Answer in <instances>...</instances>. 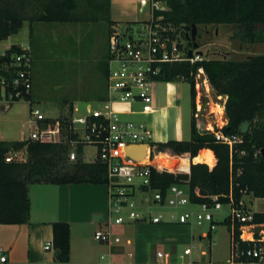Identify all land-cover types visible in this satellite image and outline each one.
<instances>
[{"label": "trees", "instance_id": "16d2710c", "mask_svg": "<svg viewBox=\"0 0 264 264\" xmlns=\"http://www.w3.org/2000/svg\"><path fill=\"white\" fill-rule=\"evenodd\" d=\"M167 3L170 9L165 13L166 18L175 26L234 24L237 26L235 35L242 41L264 42V0H167ZM109 16L110 0H0V42L18 33L25 21L30 24L95 22L107 21ZM21 50L20 46L13 45L0 53V67L6 69L12 55ZM199 67L204 68L216 95L227 96L228 124L223 131L239 134L242 141L231 154L228 145L218 142L213 134L200 133L193 119L190 139L154 143L159 150H169L177 158L168 162L177 168L174 171L152 168L151 187L166 193L173 184L186 185L191 200L196 203L214 195L226 202L223 195L231 191L239 200L243 189H248L255 198L264 199V54L243 60L206 58L194 64L189 61L167 63L162 80L190 82L195 99L194 74ZM244 122H250L246 133L241 132ZM24 147L28 152L26 162L6 161L9 152ZM204 149L214 152L215 161L202 160ZM69 150L66 143L0 140V224L29 220V186L32 184L108 183L103 162L86 161L82 146L77 160L70 161ZM195 189L199 190V196L195 195ZM254 222L264 224V210L255 212ZM240 234L237 223L231 244L239 242L240 252L260 247L259 242L240 241ZM53 246L56 262L67 263L71 251L68 222L53 223ZM236 261L237 264H264L243 255Z\"/></svg>", "mask_w": 264, "mask_h": 264}, {"label": "built area", "instance_id": "2783aa9c", "mask_svg": "<svg viewBox=\"0 0 264 264\" xmlns=\"http://www.w3.org/2000/svg\"><path fill=\"white\" fill-rule=\"evenodd\" d=\"M142 1V0H138ZM151 16L146 21L137 22L135 29L131 24L125 26L112 24L108 37L107 58V97L100 106L90 109L87 113L60 117L47 116L40 104L34 102L30 95L32 91V52L29 48H21L20 52L12 55L11 62L4 69L0 67V102L11 105L25 101L30 106L29 118L26 125L29 129L28 139L41 142L66 143L70 150L68 159L78 158V149L94 147V158L88 155L90 162L100 160L107 167L108 185L110 189V214L114 223L124 222L123 211L128 210L127 218L132 221L144 220L146 216L136 209L137 190L142 194V201L156 204L160 208H170L168 216L164 213L152 215L151 221L179 222L199 224L208 221L210 231L216 230L214 211L224 206L230 208L229 220L231 234L237 223L241 234L239 240L259 242V248L239 251V242L231 244V257L225 264H237L241 255L264 261V224L254 222L252 208L254 195L248 189L241 190L242 196L236 199L231 191L226 202L220 196H210L209 200L193 202L189 189L183 185L173 184L166 193L151 187L152 168L174 171L177 167L168 164L169 160H177L169 150H159L154 143L153 132L144 118L133 119L130 115L148 116L156 111L154 87L162 80L163 68L167 63L189 61L194 64L208 58L200 47L195 48L186 35L184 26H175L166 18L170 7L167 0H150ZM185 42H188L186 44ZM192 50V55L189 51ZM5 70V72L3 71ZM195 104L193 119L200 133H211L218 142L228 145L232 154L235 146L242 141L239 134H228L223 128L228 124L225 104L227 96L217 95L224 102H216L211 110L212 119L206 118L204 98L214 93L213 87L203 67L194 74ZM222 107V112L216 110ZM147 146L148 160L132 158L125 148L132 146ZM145 158V157H144ZM87 159V156H86ZM28 152L26 147L12 150L6 156L7 162H26ZM139 180L136 182V180ZM199 196V190L195 189ZM249 196L250 200L246 197ZM197 207V210L189 207ZM176 213L174 209H185ZM260 229V232H257ZM110 231H98L96 239L109 241ZM234 238V237H233ZM232 240V239H231ZM234 240V239H233ZM53 243L48 242L45 249H53ZM191 248H186L184 254H190ZM207 252H203L206 255ZM7 257L0 254V261ZM108 264H132L109 261ZM191 264H213V262H192Z\"/></svg>", "mask_w": 264, "mask_h": 264}, {"label": "rangeland", "instance_id": "374dc122", "mask_svg": "<svg viewBox=\"0 0 264 264\" xmlns=\"http://www.w3.org/2000/svg\"><path fill=\"white\" fill-rule=\"evenodd\" d=\"M143 13L144 17L139 20L134 19L135 13ZM151 16L150 0H110V16L109 20H100L95 22H78L71 23L69 26L73 28L70 35L58 33L56 39L51 37L50 28L53 23L39 22L37 23L36 34V52L33 64V83L34 91L40 100V107L47 116L60 117L70 115V103L68 99L74 96H81V90L87 79H101L104 83L106 75L101 72L94 76L88 75L87 67L90 63V55L98 53L100 59L108 58V29L112 24H121L123 26L131 24L135 29L137 22L146 21ZM60 24L58 26H62ZM237 26L234 24H207L198 26L197 42L200 49L208 58H229L243 60L250 56L264 54V42L250 43L239 39L235 32ZM29 34V23L25 21L21 30L12 35L8 40H4L0 44V52H5L6 47L13 41H20L26 44ZM54 38V39H53ZM95 43V52H91L92 43ZM188 44V42H185ZM96 55V54H94ZM97 61V59H96ZM99 77V78H98ZM191 84L185 80L174 82H160L154 87L155 98L157 92L167 95L169 89L170 96L166 115L159 119L156 126H159L169 139H190L194 99L192 95ZM225 97L220 99L216 93H212L209 98H204L206 118L212 119L211 110H214L216 102H224ZM74 112L75 116L87 113L90 109L100 106L98 101L83 102ZM26 104L19 105L25 110ZM218 106L217 111L222 112V107ZM27 108V107H26ZM151 122L153 118L150 119ZM149 120V121H150ZM26 134L29 129L25 125ZM164 139V138H163ZM155 141H162L160 136L154 135ZM90 153L94 158L96 149L88 147L87 155ZM205 155V153H204ZM89 157L87 156V160ZM204 159H209L206 156ZM214 161V159H213ZM139 181L138 179L136 182ZM188 191V186L183 185ZM137 207L136 209L146 216V219L140 223L145 231H141L138 236L145 241L144 245L150 256V264H191L192 262H213L225 263L231 257V230L229 223L225 222L230 214V208L224 206L222 209L214 211V223L216 230L210 231V223L203 221L193 224L180 225L179 223H163L160 226L152 225L149 222V215L164 213L168 216L170 208H160L156 204L146 203L142 201V194L136 192ZM250 200V197H246ZM250 202L252 208L256 211L264 210V199L253 198ZM188 209H174L176 213H181ZM189 209L197 210V207H189ZM122 215L127 219L128 210H124ZM114 219V217H113ZM260 232V229H257ZM148 233V234H147ZM204 233L210 234L209 237H202ZM147 234V236H146ZM167 240L168 242H158L155 240ZM186 248H191L190 255L184 254ZM207 252L202 255V251ZM169 253V258H158L157 252Z\"/></svg>", "mask_w": 264, "mask_h": 264}, {"label": "crops", "instance_id": "0c3cea01", "mask_svg": "<svg viewBox=\"0 0 264 264\" xmlns=\"http://www.w3.org/2000/svg\"><path fill=\"white\" fill-rule=\"evenodd\" d=\"M134 15L135 17L133 18L136 20L144 17V14L139 12H136ZM37 23L39 22L29 23V34L26 44L20 41H13L6 47L5 51L13 45L20 46L21 48H29L31 50L32 91L30 97L34 102L40 104L41 102L37 98L36 91H34L33 83ZM50 23H53V26L50 28L51 37L56 39L58 33H63L67 36L70 35L73 28L69 25L78 22ZM59 23L63 25L58 26ZM111 26L108 29V35ZM11 37L12 35L5 40ZM3 41H1L0 44ZM94 44L93 42L91 52H95L94 50H96L94 49ZM0 53L3 54L4 52ZM94 54L92 53L90 55L92 58H90V63H88L86 72L89 73L88 75L91 77L96 73L99 75L100 72L101 74L103 72L107 77V57L102 60L98 53ZM169 96V89L166 96L157 92L155 98L157 109L148 116L126 114L125 117L133 119L144 118L151 128L153 136L157 134L160 136L161 142L168 141L169 137L166 132L164 133V137H162V128L156 126L154 123L166 115L168 106L166 102L169 100ZM106 97L107 78H105L103 84H101V79L89 78L81 90V96H74L68 99V103H70L69 111L71 114H74L79 105H81L80 101L88 103H90V101L101 102L105 100ZM22 103L27 105L25 106V110L19 107ZM29 114L30 106L25 101H18L11 105L0 102V140H27L28 134H26L25 125L29 118ZM152 118L153 121L151 122L150 119ZM178 139L187 140L183 139V137H178ZM206 151L211 154L209 159L203 158ZM87 152L88 147H83V157L86 161L90 162V160L86 159V156L90 155V153L87 155ZM214 157L215 154L213 151L209 149L203 150V161L213 162ZM29 198L31 209L27 222L0 224V254H5L7 257V260L5 262L0 261V264H60L55 260L54 248L45 249V245L48 242L53 243V223L56 221L68 222L71 227V251L69 261L65 264H108L109 261L150 264L151 259L144 245V242L149 240H141L139 239L141 237L138 236L141 231H145L138 226L146 218L138 221L124 218L123 223H114V219L110 214V189L108 184H32L29 186ZM151 216L150 214L149 217ZM149 222L155 226H160V224L163 225V223H172H154L151 221V218ZM179 224L189 225L186 223ZM106 230H109L111 233L109 241L96 239V232ZM202 237H209V234L204 233ZM155 241L168 242L166 239ZM204 251L205 250L202 251V255ZM157 257L161 259L169 258L170 254L158 251Z\"/></svg>", "mask_w": 264, "mask_h": 264}, {"label": "water", "instance_id": "95a60500", "mask_svg": "<svg viewBox=\"0 0 264 264\" xmlns=\"http://www.w3.org/2000/svg\"><path fill=\"white\" fill-rule=\"evenodd\" d=\"M188 32V39L194 45L195 48H199L200 44L197 42L198 26L197 25H187L185 27ZM202 53V51H199ZM189 55H192V50L189 51ZM250 122H244L241 125V132L246 133L249 129ZM125 151L134 159L142 160L147 154V146L132 145L125 148Z\"/></svg>", "mask_w": 264, "mask_h": 264}, {"label": "bare ground", "instance_id": "6f19581e", "mask_svg": "<svg viewBox=\"0 0 264 264\" xmlns=\"http://www.w3.org/2000/svg\"><path fill=\"white\" fill-rule=\"evenodd\" d=\"M220 108H221V107H220ZM204 156H206L207 158H210V157H211V154H210L208 151H206ZM204 156H203V157H204ZM215 159H216V157H214V161H215ZM147 160H148V155L145 156V158H144V161H147Z\"/></svg>", "mask_w": 264, "mask_h": 264}]
</instances>
